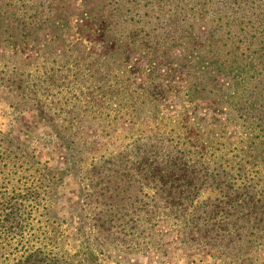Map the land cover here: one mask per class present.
Here are the masks:
<instances>
[{"label":"rangeland","instance_id":"obj_1","mask_svg":"<svg viewBox=\"0 0 264 264\" xmlns=\"http://www.w3.org/2000/svg\"><path fill=\"white\" fill-rule=\"evenodd\" d=\"M113 2H120L127 12L142 13L153 8L166 12L178 4V0H0V77L7 78L13 70L19 76L24 70L30 84L27 92L35 90L37 102L51 108L58 126L67 127H61L67 136L61 141L43 114L0 95V151L10 156L4 167L10 174L8 185L36 189L39 206L32 212L31 236L45 237L49 247L68 257L78 259L91 251L96 256L92 264H223L208 251L184 252L174 238L161 250L96 247L87 224L81 171L89 152L96 159L120 154L130 167L145 160V143L135 139L143 132L153 134L157 123L173 122L181 113L190 116V122L225 123V136L234 145L240 146L242 140L246 147L264 150V0H187L183 11L188 16L178 40L159 36L154 17L147 26L143 20L140 25L126 21L129 26L122 32L142 29V42L150 39L161 47L167 42L166 55L152 60L140 47L127 54H122L124 48H105L121 44L114 21L105 28L106 16L116 20ZM89 17L95 23L94 31L88 30L91 41L76 33ZM80 41L79 50L67 49ZM58 68L59 76L53 77L56 82L48 91L33 83L34 76L43 79L46 71L55 70L57 75ZM77 69L82 75L76 76ZM89 70L100 71L104 80L88 76ZM153 70L165 75L161 79L165 91L161 83H151ZM62 75L66 77L61 89ZM100 87L112 93L104 94ZM150 89L157 92L159 102L157 113L147 118L131 122L113 104L118 98L147 102ZM258 255L254 264H264V246Z\"/></svg>","mask_w":264,"mask_h":264},{"label":"trees","instance_id":"obj_2","mask_svg":"<svg viewBox=\"0 0 264 264\" xmlns=\"http://www.w3.org/2000/svg\"><path fill=\"white\" fill-rule=\"evenodd\" d=\"M112 4L116 20L106 16L105 28L114 21L119 32L116 39L121 44L105 48H124L122 54H127L140 47L146 50L149 60L163 57L161 53L166 55L167 42L162 47L150 39L142 42L139 35L142 29L122 32L129 26L126 21L140 25L143 20L147 26L154 17L155 29L167 41L178 40L180 26L188 16L183 11L188 6L187 0H178L177 6L166 12L153 8L149 13L139 9L127 12L120 2ZM94 27V19L89 17L77 27L76 33L91 41L88 30L94 31ZM80 44L81 41L67 45V49L79 50ZM23 71L19 76L13 70L5 75L7 78L0 77V95L43 114L59 140H66V129H61L66 126H58V117L51 108L37 102L35 90L27 92L30 84ZM54 71H46L43 79L34 76L33 83H41L40 87L48 91L56 82L53 77L59 76V68L57 75ZM86 72L93 79L105 78L100 71ZM152 74L151 83H161L165 91L161 81L165 75L154 70ZM79 75L82 73L77 69L76 76ZM65 77L62 75L60 79ZM63 86L64 80L61 89ZM98 89L104 94L112 93L103 87ZM150 93L152 98L147 102L118 98V104H113L135 122L157 113V92L150 89ZM189 119L190 116L181 113L173 122L157 123L153 134L142 131L135 143H145L146 148L141 144L136 147H143L146 157L136 160L138 163L131 167L122 163L120 154L100 155L96 159L94 155L88 156L89 152L80 181L92 240L99 248L136 251L161 250L174 238L180 249L189 254L203 250L223 264H254L258 250L264 246V150L246 147L242 140L240 146L234 145L225 136V123L207 124ZM104 127L101 126V131ZM9 157L5 150L0 151V264H92L96 256L91 251L74 259L56 247H49L45 237L31 236L32 212L39 206V193L34 187L14 184L9 187L10 174L4 171ZM133 157L137 159L138 153L134 152ZM162 225L167 228L162 229Z\"/></svg>","mask_w":264,"mask_h":264}]
</instances>
